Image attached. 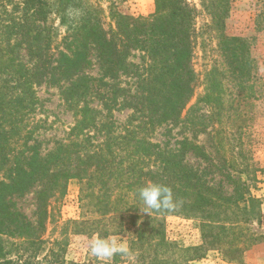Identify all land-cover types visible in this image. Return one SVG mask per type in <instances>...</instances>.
Returning <instances> with one entry per match:
<instances>
[{
    "label": "trees",
    "instance_id": "trees-1",
    "mask_svg": "<svg viewBox=\"0 0 264 264\" xmlns=\"http://www.w3.org/2000/svg\"><path fill=\"white\" fill-rule=\"evenodd\" d=\"M125 1L0 0V264H58L70 230L100 237L124 234L142 264H190L211 250L227 263L243 264L244 252L259 239L249 225L259 220L260 200L245 181L230 179L232 189L226 192L184 161L188 151L208 160L200 146L185 140L175 153L148 140L163 124L184 122L189 131L202 130L192 117L203 105L208 114L202 121L220 142L240 106L264 98V71L251 58L250 38L225 31L229 0H199L210 17L204 25L219 58L205 69L203 90L184 115L198 80L193 67L198 9L187 0H154L152 13L134 16L120 9ZM256 17L257 30H264V6ZM136 52L139 63L129 60ZM94 64L101 78L110 80L108 89H100L106 86L100 79L81 82ZM121 76L131 79L127 86L116 83ZM41 85L60 86L76 116L69 141L44 154L33 138L37 124L28 127L27 122L35 87ZM91 91L103 101L106 121L98 118L100 109L79 105ZM116 105L132 109L127 121L132 128L125 135L113 134L108 122ZM86 129L105 138L92 144ZM240 129L237 125L234 131ZM127 136L134 140L128 146L132 150L121 146L129 143ZM70 181L79 186L80 218L64 222L63 238L46 251L41 234L48 202L60 200ZM150 183L171 189L174 211L149 210V215L141 210L138 190ZM31 188L34 222L13 200ZM168 214L197 219L200 243L169 240Z\"/></svg>",
    "mask_w": 264,
    "mask_h": 264
},
{
    "label": "rangeland",
    "instance_id": "rangeland-1",
    "mask_svg": "<svg viewBox=\"0 0 264 264\" xmlns=\"http://www.w3.org/2000/svg\"><path fill=\"white\" fill-rule=\"evenodd\" d=\"M187 1L198 9L196 27L199 36L193 57V67L197 73L198 80L194 95L182 115L186 113L187 108L195 102L197 96L202 92V78L205 69L211 65L214 58H219L218 53L214 50L215 40L204 25L209 22V15L201 9L199 0ZM229 4V13L225 19V31L230 35L250 38L251 58L256 61L260 71L263 72L264 30H257L255 19L257 18V12L264 6V0H229ZM120 9L134 16H146L154 11V0H126L121 4ZM129 60L139 63L141 62V54L136 52ZM83 77L84 79L81 82L89 81L92 84H97L100 79L102 81L100 84L106 83V86L101 85L100 89H108L107 83L110 80L101 78L96 64L86 69ZM130 81L129 77L121 76L116 83L124 87ZM94 92L91 91V93L84 95L80 99L79 105L86 102L91 107L100 109L101 114L98 115V118H101V121H106L107 118L104 116L106 109L102 108L103 101ZM35 96L36 100L33 103V110L29 113L27 122L29 123L28 127L37 124L33 138L40 142V152L44 154L57 143H67L69 141L70 129L75 124L76 116L72 107L62 98V88L60 86H37L35 87ZM118 106L113 107L112 117L108 119V122L113 123V134L125 135L127 129L132 128L127 124L128 119L132 116V109H118ZM238 112L237 119L236 117H231V121L226 126L224 125L227 134L226 132L221 134L222 140L220 142L218 140L220 137H217L211 129V125H206L205 127V122L202 121V118L208 114V108L203 105H200L198 111L193 112L192 117L195 123L201 122L199 127L204 126V128H201L202 130L189 131L184 122L177 126L163 124L149 135L148 140L158 143L164 151L171 150L175 151V153L180 152L185 140H190L191 143L200 146L209 159L203 160L193 152L188 151L184 156V161L195 169L198 174L204 176L209 183L215 186H224L226 192L232 189L230 179L234 178L247 183L249 192L260 200L258 209L259 220H253L249 225L252 233L256 234L259 239L244 252L243 264H264V98L251 99L246 105H241ZM242 112H245V115ZM237 125L241 126L238 132L234 131ZM84 132L90 136V141L95 145L102 142L105 138L103 132L98 133L94 129H86ZM82 136L79 137L80 140H82ZM140 136L145 137V134L142 133ZM124 141H129V143L122 144V148L132 150L128 146L129 144L132 145L134 140L127 136ZM197 150L200 151V149ZM253 170H256L255 180L252 178ZM226 174L229 177H226ZM34 190V188H31L20 197L13 199L18 210L31 222L36 219ZM78 193L79 186L75 181H70L65 195L60 200H55V198L49 200L47 205L49 217L45 221L44 231L41 234L42 240L45 241L46 251L53 247L54 239H60L61 236L63 238L61 229L64 222L80 218ZM164 222L165 234L169 240L177 241L184 246L200 243V230L197 219L168 214L165 216ZM96 237L97 235L95 234H75L71 233L70 230L66 237L65 251L60 257L58 264H102L100 259L92 256L89 251V243ZM103 238H115L124 242L128 248L126 254L115 255L107 264H142L137 260L136 253L130 248L126 235H108L106 237L103 236ZM208 258L209 260L216 258L222 260L219 252L211 250L205 258L198 261L206 263L205 259ZM193 262H190V264H194Z\"/></svg>",
    "mask_w": 264,
    "mask_h": 264
},
{
    "label": "clouds",
    "instance_id": "clouds-1",
    "mask_svg": "<svg viewBox=\"0 0 264 264\" xmlns=\"http://www.w3.org/2000/svg\"><path fill=\"white\" fill-rule=\"evenodd\" d=\"M138 196L144 205V208L141 210L147 214H149V210L174 211L177 206L171 189L166 185L146 184L139 188ZM89 251L92 256L99 258L102 264H107L115 255L126 254L128 248L124 242L118 241L115 238L107 239L97 236L90 241Z\"/></svg>",
    "mask_w": 264,
    "mask_h": 264
},
{
    "label": "crops",
    "instance_id": "crops-1",
    "mask_svg": "<svg viewBox=\"0 0 264 264\" xmlns=\"http://www.w3.org/2000/svg\"><path fill=\"white\" fill-rule=\"evenodd\" d=\"M205 261H206L207 264H228V263H225L224 261H222L219 258H216L214 260H209V258H208V259H205ZM193 263L194 264H206L204 262H199V261H194Z\"/></svg>",
    "mask_w": 264,
    "mask_h": 264
}]
</instances>
